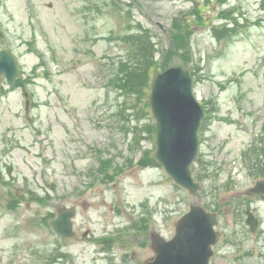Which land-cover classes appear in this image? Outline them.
<instances>
[{
  "label": "rangeland",
  "instance_id": "rangeland-1",
  "mask_svg": "<svg viewBox=\"0 0 264 264\" xmlns=\"http://www.w3.org/2000/svg\"><path fill=\"white\" fill-rule=\"evenodd\" d=\"M198 1L0 0V51L20 80L0 76V264H144L150 234L171 237L197 203L220 218L210 264H264V195L246 193L264 179V0ZM133 58L137 85L114 76ZM168 65L191 70L207 111L197 194L155 156L150 94ZM73 205L64 238L51 222Z\"/></svg>",
  "mask_w": 264,
  "mask_h": 264
},
{
  "label": "water",
  "instance_id": "water-1",
  "mask_svg": "<svg viewBox=\"0 0 264 264\" xmlns=\"http://www.w3.org/2000/svg\"><path fill=\"white\" fill-rule=\"evenodd\" d=\"M198 4L197 0H193ZM172 46L173 42H172ZM18 72L15 58L7 49L0 51V76L5 75L13 85ZM150 102L156 118V157L170 176L191 193L201 185L195 181L191 165L199 152V128L205 111L193 92V78L189 69L171 66L157 74ZM250 194L264 193V180L248 188ZM75 207H63L53 221L54 229L61 235H74L72 217ZM252 230L258 219L248 211ZM219 222L215 212H208L201 204L192 205L177 223L176 234L166 239L152 233L154 260L146 264H210L213 245L220 238L215 230Z\"/></svg>",
  "mask_w": 264,
  "mask_h": 264
},
{
  "label": "trees",
  "instance_id": "trees-1",
  "mask_svg": "<svg viewBox=\"0 0 264 264\" xmlns=\"http://www.w3.org/2000/svg\"><path fill=\"white\" fill-rule=\"evenodd\" d=\"M181 21L182 20H179V22L177 21V23H176V26L178 27L179 32L181 31V24H180ZM189 22H190L189 20H186V24L184 26L188 25ZM186 28H187V26H186ZM179 32H175V35L174 36L175 37L176 36H181L182 33H179ZM149 51H150V45L145 46L144 47V55H145V57H147V60L146 61H148V63H145L144 65H145V68H146L145 74L147 76V79H150V73H149L150 69H149V66L151 65V61H152V60L149 61V59H148L149 58V53H148ZM170 51L173 52V49H170ZM141 52L143 53V49H141ZM184 56H185V54H184ZM133 59H131V60H133ZM126 61L127 60H122L121 61L120 70L122 72L119 73V74H117L118 72L117 73H114V76L115 75L118 76L120 78V80H121V77H122L123 78L122 82H126V79L125 78L127 77L129 81L133 82L134 85H137V81L142 77V75H139V72H140L139 70H141V68H142L143 65L140 64V62H138L136 60H135V62H131V61L130 62H126ZM169 66H171V65H168V66H166L163 69H166ZM126 68H128V69H126ZM19 81H20L19 78H17V83ZM144 87H145V85L144 86H140L139 89H138V93H144V95H145ZM258 155L260 156V154H258ZM247 164L249 166V170H251V172L253 174H255V169H254L253 166H251V163H247Z\"/></svg>",
  "mask_w": 264,
  "mask_h": 264
}]
</instances>
